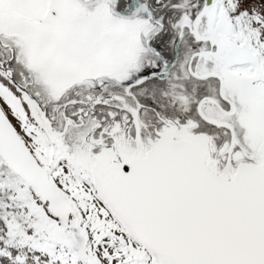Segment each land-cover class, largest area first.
I'll list each match as a JSON object with an SVG mask.
<instances>
[{
  "label": "snow or ice",
  "instance_id": "6c2138e0",
  "mask_svg": "<svg viewBox=\"0 0 264 264\" xmlns=\"http://www.w3.org/2000/svg\"><path fill=\"white\" fill-rule=\"evenodd\" d=\"M0 264H264V0H0Z\"/></svg>",
  "mask_w": 264,
  "mask_h": 264
}]
</instances>
